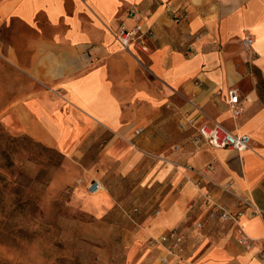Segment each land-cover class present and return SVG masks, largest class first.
Instances as JSON below:
<instances>
[{
  "label": "crops",
  "instance_id": "crops-1",
  "mask_svg": "<svg viewBox=\"0 0 264 264\" xmlns=\"http://www.w3.org/2000/svg\"><path fill=\"white\" fill-rule=\"evenodd\" d=\"M139 24L152 33L148 54L117 40ZM0 60V122L58 150L63 183L104 181L105 192L82 184L75 196L97 222L124 220L122 264H161L150 241L176 228L186 258L169 264H264V0H0ZM219 123L251 137L250 149L193 142ZM206 194L239 224L210 220Z\"/></svg>",
  "mask_w": 264,
  "mask_h": 264
},
{
  "label": "rangeland",
  "instance_id": "rangeland-1",
  "mask_svg": "<svg viewBox=\"0 0 264 264\" xmlns=\"http://www.w3.org/2000/svg\"><path fill=\"white\" fill-rule=\"evenodd\" d=\"M0 63L2 80L6 65ZM62 168L58 150L24 135L12 136L0 122V264H96L100 246H105L109 264L124 263V220L109 214L97 222L85 213L75 189L83 184L88 194L93 177L63 183L57 178ZM151 193L137 203L144 211L154 204L156 190Z\"/></svg>",
  "mask_w": 264,
  "mask_h": 264
},
{
  "label": "built area",
  "instance_id": "built-area-1",
  "mask_svg": "<svg viewBox=\"0 0 264 264\" xmlns=\"http://www.w3.org/2000/svg\"><path fill=\"white\" fill-rule=\"evenodd\" d=\"M152 38L150 30H145L144 26L139 24L135 28L129 29L123 26L117 34V40H119L123 50L130 51L135 49L139 53H149V42ZM253 44V38L247 37L244 41V46L250 47ZM230 98V111L236 117H240L242 114V100L240 98L239 91L233 89L229 92ZM198 135L193 139V142L203 141L207 145H210L216 150L229 148L238 152H244L251 147V137L248 135L233 134L226 129L222 124L204 125L199 127ZM137 135H140V131H136ZM209 170H213L212 167ZM103 184L100 181H91L87 190L90 195H97L103 188ZM223 191L232 194L229 186L221 187ZM239 205L246 207H254L256 213H261L257 206H255L248 198H239ZM201 207L207 212L208 217L212 221L220 222L223 225H238L239 215L232 213L225 207L216 203L213 196L206 194L202 196ZM138 211V210H136ZM187 235L180 229L176 228L161 235L158 238L151 239L150 246L160 251V262L162 264H169L172 260L184 261L186 258L185 246L188 242ZM251 239L244 232L240 239V243L247 248L250 247Z\"/></svg>",
  "mask_w": 264,
  "mask_h": 264
},
{
  "label": "bare ground",
  "instance_id": "bare-ground-1",
  "mask_svg": "<svg viewBox=\"0 0 264 264\" xmlns=\"http://www.w3.org/2000/svg\"><path fill=\"white\" fill-rule=\"evenodd\" d=\"M104 190V187L101 189V191L100 192H102ZM100 192H98V193H100ZM98 195V194H97ZM97 195H95V196H97Z\"/></svg>",
  "mask_w": 264,
  "mask_h": 264
}]
</instances>
